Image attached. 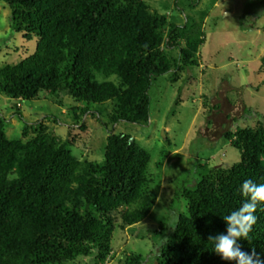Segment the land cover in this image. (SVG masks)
<instances>
[{
	"label": "trees",
	"instance_id": "16d2710c",
	"mask_svg": "<svg viewBox=\"0 0 264 264\" xmlns=\"http://www.w3.org/2000/svg\"><path fill=\"white\" fill-rule=\"evenodd\" d=\"M170 1L185 15L183 22L171 20L152 0H0L11 10L13 29L28 41L37 37L33 54L0 68V93L14 101L13 114L25 122L21 137L11 139L0 117V264H68L90 255L93 264H109L117 255L111 247L116 226L126 230L155 207L151 153L110 126L147 125L153 82L170 73L177 82L198 65L206 13L198 18L187 8L201 0H164L165 10ZM111 76L117 81L107 80ZM43 93L59 106L61 93L83 103L69 110L70 127L85 130L89 113L105 126L102 162L76 157L74 136L62 139L43 122L25 119L21 102ZM223 136L240 150V160L213 167L195 188L181 192L187 213L169 225L158 264H238L216 254L208 237L227 234L223 216L245 202V180L264 184V124ZM254 215L249 238L238 244L264 261V203ZM123 263L145 260L130 254Z\"/></svg>",
	"mask_w": 264,
	"mask_h": 264
},
{
	"label": "rangeland",
	"instance_id": "374dc122",
	"mask_svg": "<svg viewBox=\"0 0 264 264\" xmlns=\"http://www.w3.org/2000/svg\"><path fill=\"white\" fill-rule=\"evenodd\" d=\"M164 0H152L170 19L185 20L179 10L164 9ZM264 0H201L191 15L205 12L206 41L197 55L198 65L181 72L177 82L170 74L158 77L150 89L151 120L147 125L119 122L115 133L131 135L151 153L148 172L157 202L140 223L122 230L116 226L111 247L117 256L109 264H124L130 254L143 256L144 264H158L160 249L170 236L169 225L179 213H187L181 192L195 188L213 167H231L240 160V150L223 134L239 128L264 124ZM31 41L12 27L11 10L0 3V68L16 64L34 53ZM97 78L105 80L100 74ZM192 78V79H191ZM188 79V81H187ZM107 80L117 81L116 76ZM57 99L41 94L24 100L20 109L31 125L43 122L58 137L76 139L72 150L81 160H104L108 130L89 113L87 126L70 127L72 107H82L69 93ZM13 100L0 93V117L6 120L9 138L21 137L25 122L14 115ZM82 104V105H81ZM82 125V124H81ZM71 128V129H70ZM33 130H31L32 132ZM32 134V133H31ZM94 255L68 264H93Z\"/></svg>",
	"mask_w": 264,
	"mask_h": 264
},
{
	"label": "clouds",
	"instance_id": "9594fccd",
	"mask_svg": "<svg viewBox=\"0 0 264 264\" xmlns=\"http://www.w3.org/2000/svg\"><path fill=\"white\" fill-rule=\"evenodd\" d=\"M245 202L230 214L223 216L227 224V234L210 235L208 240L214 244V252L224 260L238 261V264H264L256 255L241 250L238 240L249 238L257 217L254 213L259 203H264V184H257L252 179L245 180L240 188Z\"/></svg>",
	"mask_w": 264,
	"mask_h": 264
},
{
	"label": "crops",
	"instance_id": "0c3cea01",
	"mask_svg": "<svg viewBox=\"0 0 264 264\" xmlns=\"http://www.w3.org/2000/svg\"><path fill=\"white\" fill-rule=\"evenodd\" d=\"M117 256V255H116ZM113 261V260H112Z\"/></svg>",
	"mask_w": 264,
	"mask_h": 264
}]
</instances>
